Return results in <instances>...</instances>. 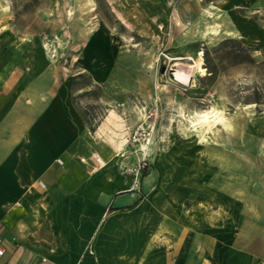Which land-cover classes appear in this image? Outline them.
Returning a JSON list of instances; mask_svg holds the SVG:
<instances>
[{"label": "rangeland", "instance_id": "obj_1", "mask_svg": "<svg viewBox=\"0 0 264 264\" xmlns=\"http://www.w3.org/2000/svg\"><path fill=\"white\" fill-rule=\"evenodd\" d=\"M210 1L0 0V72L65 85L198 264H264V0ZM212 106L230 127L190 124Z\"/></svg>", "mask_w": 264, "mask_h": 264}, {"label": "crops", "instance_id": "obj_2", "mask_svg": "<svg viewBox=\"0 0 264 264\" xmlns=\"http://www.w3.org/2000/svg\"><path fill=\"white\" fill-rule=\"evenodd\" d=\"M24 77L0 72V264H198L182 234L168 238L155 192L131 186L124 155L89 137L65 85L45 94Z\"/></svg>", "mask_w": 264, "mask_h": 264}, {"label": "bare ground", "instance_id": "obj_3", "mask_svg": "<svg viewBox=\"0 0 264 264\" xmlns=\"http://www.w3.org/2000/svg\"><path fill=\"white\" fill-rule=\"evenodd\" d=\"M228 3V0H220V1H210V4L216 5H226ZM212 32V31H211ZM190 66L184 63V70L180 68H174L171 69L170 75L173 79L185 83L189 80V74L187 72L188 68ZM198 71L203 73V68L199 66H195ZM218 123H221L223 126H229L231 125L230 122H228L225 118V116L222 113L221 109H217L216 107L212 106L208 110H204L202 112L195 113L194 117L190 119V124L193 127H196L198 125H203L206 130H210L212 127H216ZM111 130V129H110ZM203 134V133H202ZM204 138V135L201 137V139ZM144 145V144H143ZM143 153H146L145 150H143Z\"/></svg>", "mask_w": 264, "mask_h": 264}, {"label": "built area", "instance_id": "obj_4", "mask_svg": "<svg viewBox=\"0 0 264 264\" xmlns=\"http://www.w3.org/2000/svg\"><path fill=\"white\" fill-rule=\"evenodd\" d=\"M57 161H58L59 163H62V160H61L60 158H58ZM82 161H84V163H86V162H87V159L82 158ZM91 161H93V163H94L96 166H98V165L101 164V159H100V157H99L97 154H93V155H92ZM39 183H40L41 185H43V182H42L41 180L39 181ZM4 252H5V249H4L3 245H2L1 242H0V257L4 254Z\"/></svg>", "mask_w": 264, "mask_h": 264}]
</instances>
